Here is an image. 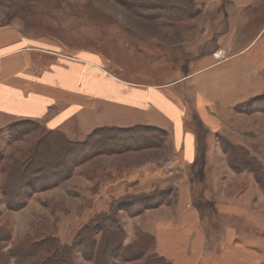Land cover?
Masks as SVG:
<instances>
[{"label":"crops","instance_id":"1","mask_svg":"<svg viewBox=\"0 0 264 264\" xmlns=\"http://www.w3.org/2000/svg\"><path fill=\"white\" fill-rule=\"evenodd\" d=\"M226 2L227 26L218 37L226 55L182 61L184 73L161 83L118 76L99 53H66L45 36L0 26V125L17 119L60 130L76 122L81 130L147 126L167 132L168 142L151 148L162 158L146 156L128 172L177 187L173 198L148 212L144 225L156 252L172 264H264V193L247 172L228 170L213 138L223 133L250 142L244 136L253 126L240 119L237 106L264 96V21H251L264 0ZM201 165L209 187L196 199L193 178ZM184 169L193 174L190 181Z\"/></svg>","mask_w":264,"mask_h":264},{"label":"rangeland","instance_id":"2","mask_svg":"<svg viewBox=\"0 0 264 264\" xmlns=\"http://www.w3.org/2000/svg\"><path fill=\"white\" fill-rule=\"evenodd\" d=\"M177 1L180 2L0 0V26L13 24L34 36H45L60 44L66 53L76 54L85 49L99 53L107 60V68L118 76L161 83L184 73L183 66L187 61L179 67L182 61L218 50V37L227 26L225 12L230 6L226 0H191L189 4L188 0ZM251 13L253 25L263 23L264 3ZM254 30L252 27L247 31V38ZM243 107L248 111L237 108L241 113L240 119L254 128L245 133L247 137L244 136L250 142L242 145L232 141L230 135L217 133L213 136L214 152L218 159L223 155L226 157L223 144L227 141L246 148L264 164V100ZM75 123L71 122L69 128L60 130L68 138L64 144H57L55 138L43 141L42 136L49 128L40 120L14 119L0 125V231L10 237L0 242L2 251L9 252L15 242L29 235L37 224L47 226L48 231H53L62 243L71 245L80 227L90 218L113 208L119 217L116 237L106 240L104 234L93 235L94 240L98 238L103 245V254L92 248L93 254L89 257V253L77 248L74 260L77 264H99L103 258L110 264H148L150 251L119 257L120 247L131 246L138 233L146 231V215L158 207L155 204L161 200L162 192L171 187L176 190L177 187L173 184L164 186L163 182L156 183L145 177L134 179L128 171L135 167L134 161L137 165L145 164L146 156L154 159L151 161L162 158L159 157L162 151L151 153V148L166 144L167 132L155 134L150 129H139L141 133L138 131L135 135L137 141L142 145L150 138L154 141L156 138L155 145L124 150V147L120 148L124 140L115 128L99 126L81 130ZM201 136L205 141L208 134L203 130ZM36 147L37 155L22 161L23 167L17 166L12 173L6 171L10 154L34 151ZM200 148L204 151L205 143ZM202 158L204 160L205 157ZM225 165L234 171L227 157ZM26 166L32 173L25 174ZM184 171L189 173L190 181L193 174ZM33 172L37 176L30 186V179L26 177L34 176ZM245 172L258 186L255 175ZM142 173L146 175L147 171ZM140 181L142 186H138ZM193 181V197L197 199L199 190L207 189L209 184L205 177L195 175ZM145 187L146 191L138 190ZM143 194H151L153 199L146 201L141 198ZM169 199L171 197L160 204ZM88 246L83 243L82 249H88Z\"/></svg>","mask_w":264,"mask_h":264},{"label":"trees","instance_id":"3","mask_svg":"<svg viewBox=\"0 0 264 264\" xmlns=\"http://www.w3.org/2000/svg\"><path fill=\"white\" fill-rule=\"evenodd\" d=\"M166 1L167 3H171V4L172 2L173 3L180 2L177 0H166ZM190 1L191 0L187 1L188 4ZM163 8L164 5L162 6V9ZM258 100L259 101L264 100V96L255 97L249 100L248 102H246L245 104H242L241 105L242 107L237 106V108L239 109L240 107L239 110H245L243 105H245L247 108V106H249L250 104L252 105L254 102ZM245 111L248 110L246 109ZM192 117L194 120L197 118L196 115H193ZM107 128H115V130L119 132L118 136L124 140V145L121 146L120 148L123 149L124 147V150L153 147V145H155L156 138L155 141L150 138L146 144L143 143L141 145V143L137 141L138 140L137 136H135L137 135L136 132H138L139 129H145V128L150 129L153 130L155 134L158 132H163L162 130H158L156 128L147 127V126H138L135 128H127V129L118 128V127H104L103 129H107ZM139 132L141 133V131ZM42 138L43 141L49 138H55L57 144H61V142L63 143L66 141L68 142V138L65 136V134L62 133V131H60V129H49V131H47V133H45L42 136ZM152 140L153 142L151 143ZM43 141L40 143V145L43 144ZM119 145L121 144L119 143ZM223 147L225 149L226 157L229 164L231 165V168L239 173L244 171L252 172L255 175L258 186L260 187L261 191L264 193V164L255 155L251 154L249 150H247L246 148L234 145L232 143H227V141H225ZM37 148L38 147H36L34 151L27 150L20 154H14V155L10 154V157H8L7 159L8 165L6 166V171L8 173H12L13 170L17 168V166L19 167L20 165H22L23 167L24 165L22 164L23 163L22 161H24L25 159L31 156L32 158L35 157L37 155L35 154L38 150ZM24 171H26L25 174H27L28 172L32 173L31 168L29 166H26V168H24ZM202 171L203 170L201 165L195 176L198 178H202L203 177ZM33 175L34 176L31 175L29 177H26L27 180L30 179V182L28 183L31 184L30 186H32V182L34 183L35 181L36 172H33ZM38 184H40V182H38ZM162 193H163V195L161 196L162 198L161 200H158V203L155 204L156 206L160 205V203L162 201H165L167 198L175 196L177 194L176 190H174L172 187L167 189L166 191H163ZM202 193L203 191L199 190V195H198L199 198L202 197ZM144 196H149V197H144ZM151 196H152L151 194L149 195L143 194L141 198H144L146 201H148V199L150 198L153 199V197ZM205 204H207V202H205ZM118 224H119V217L115 213L113 208H111V210H109L108 212L98 213L92 218H90V220L87 223H85L83 226L80 227V229L76 234V239L74 243H72L71 245L62 243L59 237L55 233H53V231L51 232L48 231L47 226L37 224L35 225L33 231L29 235H27L23 239H20L18 242L16 241L9 252L4 253L2 251V247L0 244V264H51L52 262H56L57 264H77L76 260H74L73 258L74 256L73 254L75 253V250H77V248L83 251L84 253H89V257L91 256V254H93L91 253L92 248H95V251L96 250L102 251L101 253L103 254V250H102L103 245L100 243L98 238L94 240L93 237L98 235L99 233L104 234L106 240L116 237V234L119 231V228L117 226ZM6 236L7 234H5L4 236L3 231L2 232L0 231V237H1L0 242L4 240H8V238L10 239L9 236L8 237ZM80 237L81 238L83 237L81 242L79 241ZM83 243L86 244V246L89 245L88 246L89 250L86 248L82 249ZM145 250H148V252L150 251L149 256L152 259L151 258L149 259L151 263L153 262L152 264H172L170 260L166 259L163 256H160L156 252L155 237L147 231L139 232L137 239L131 244V246L129 245L121 246L119 251L120 254L119 257L127 253L129 254H132L134 252L142 253ZM150 262L148 264H151ZM99 264H110V263L108 262V260H104L103 258V260Z\"/></svg>","mask_w":264,"mask_h":264},{"label":"built area","instance_id":"4","mask_svg":"<svg viewBox=\"0 0 264 264\" xmlns=\"http://www.w3.org/2000/svg\"><path fill=\"white\" fill-rule=\"evenodd\" d=\"M213 55L216 57V58H222L224 57L225 55V50L223 48H219L218 50H216Z\"/></svg>","mask_w":264,"mask_h":264}]
</instances>
